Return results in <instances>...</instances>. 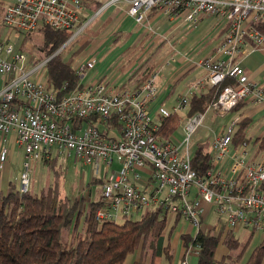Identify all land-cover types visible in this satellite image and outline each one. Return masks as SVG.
<instances>
[{"label": "built area", "instance_id": "obj_1", "mask_svg": "<svg viewBox=\"0 0 264 264\" xmlns=\"http://www.w3.org/2000/svg\"><path fill=\"white\" fill-rule=\"evenodd\" d=\"M121 2L138 24L155 9L161 16L183 19L189 26L206 16L214 17L225 30L222 40L198 62L205 75L177 97L172 112H188L193 95L227 79L233 84L223 86L204 111L186 113L180 119L183 135L176 136L174 131L160 136L159 126L172 112L158 102V70L135 83L106 80L82 84L80 80L95 65L89 58L72 63L79 79L74 89L62 95L46 89L47 62L69 50L88 24L81 18V0H0V75L4 77L0 87V167L8 159V144L13 141L25 157L20 173V190L25 191L30 161L55 151L73 157V163L79 165V195L87 202H100L96 220L133 219L146 210H158L167 228L178 216L196 227V232L221 229L235 233L245 228L263 239L264 151L256 154L258 147H250L248 142L233 145L240 115L216 130L209 147V167L201 175L192 169L194 153H190L189 143L209 112L225 116L239 102L264 100V87L249 78L238 58L250 46L264 48V33L254 25L258 20L264 22V0H104L98 12L121 7ZM42 26L66 29L71 35L54 53L37 60L21 44L26 33ZM173 59L174 55L167 61ZM98 182L102 184L99 197L94 186ZM213 212L219 222L207 227ZM186 254L197 255V248L190 245ZM179 264L189 262L184 258Z\"/></svg>", "mask_w": 264, "mask_h": 264}, {"label": "trees", "instance_id": "obj_2", "mask_svg": "<svg viewBox=\"0 0 264 264\" xmlns=\"http://www.w3.org/2000/svg\"><path fill=\"white\" fill-rule=\"evenodd\" d=\"M1 13L0 7V16ZM254 25L264 33L263 21L258 20ZM39 30L42 39L40 45H36L37 60L54 53L71 35L69 30L49 26ZM29 34L22 38V49ZM78 50L67 59L60 52L47 62L46 89L62 95L76 87L79 79L72 63ZM153 67L144 62L137 71L139 80L145 79ZM227 84H233V81L227 79L201 95H193L187 113L204 111ZM243 106L244 102H239L232 111H240ZM181 117L178 112L166 117L159 126L160 136L167 137L175 131ZM249 123L250 119L241 115L233 133L235 147L249 142L246 135ZM254 143L264 150L263 139H255ZM209 147V141L202 142L193 154L191 166L198 175L209 167ZM42 160L52 174V180L39 191L32 192L30 188L21 191L13 180L5 189L0 187V264H175L170 237L178 216L169 228L165 218L159 217L158 210H146L133 219L96 220L99 201L87 202L80 195L71 197L64 193L58 155ZM253 236L251 231L245 240H241L232 230L224 232L221 229L181 234V261L191 245L198 251L197 264H238ZM243 264H264V238L251 249Z\"/></svg>", "mask_w": 264, "mask_h": 264}, {"label": "crops", "instance_id": "obj_3", "mask_svg": "<svg viewBox=\"0 0 264 264\" xmlns=\"http://www.w3.org/2000/svg\"><path fill=\"white\" fill-rule=\"evenodd\" d=\"M82 1L83 10L81 18L83 21H88L86 27H90L96 21V30L93 32L97 34L93 36L92 34L85 33V27L77 38V41L71 46V50L73 49L72 52H74L79 49V54L75 58L76 61L89 58L95 60L93 68L95 71L90 82L107 80L110 83L124 84L141 81L139 80V72L137 71L144 60L148 58L147 51L152 49V46L155 47L158 44L160 46L162 43L167 42L169 49L163 53V57L169 58L174 55V59L170 61L171 64L168 63L170 65L165 67L162 73H160L158 64H155L151 70H158L159 72L156 86L158 90V102L160 104H162L164 99L163 96L168 97L175 87L182 86V91L178 94L179 97L181 94L189 91L191 84L196 79L202 78L205 75V70L198 62L207 56L222 40L225 32L224 28L218 25L219 23L214 17L206 16L195 26H189L183 19L161 16L153 9L147 13L144 23L138 24L124 11V8H126L125 2L120 3L121 7H109L98 12L104 0ZM150 31L154 32L151 33ZM149 33L152 37H145ZM74 48L76 49L74 50ZM138 48L139 50L135 53L137 58L131 61L130 55ZM70 52H67L65 59L70 57ZM193 53H197L195 60L191 59ZM238 58L241 66L248 72L249 78L264 87V48L258 49L250 46L249 51L245 54H240ZM160 61H162V58H160ZM166 70L167 75L164 76ZM3 82L4 77L0 75V87ZM237 114L240 117L242 115L250 119L246 132L249 146L253 148L258 147L259 150L256 154L263 152L264 150L257 143H254V141L255 139L264 140V100L258 103L250 100L245 101L243 108ZM15 146L17 145H14L13 141H9L11 150ZM9 181L10 176L7 169L0 167V187L5 189ZM179 221L180 218L177 222L174 221L176 227ZM205 225L207 227L210 226L207 223ZM176 227L172 230L171 237ZM195 233L196 227H192L182 221V225L177 233L178 243L172 244L171 242L174 249L175 264L180 263L183 255L181 234L194 235ZM222 249L223 247H221L220 252L223 251ZM249 253L238 264H243ZM185 258L189 264H197V255L186 254Z\"/></svg>", "mask_w": 264, "mask_h": 264}, {"label": "rangeland", "instance_id": "obj_4", "mask_svg": "<svg viewBox=\"0 0 264 264\" xmlns=\"http://www.w3.org/2000/svg\"><path fill=\"white\" fill-rule=\"evenodd\" d=\"M96 25L97 22L95 21L94 24L87 26L86 27V31L85 33H89L92 34L93 36H95V31L96 30ZM151 33H153L154 31H150ZM149 35V37H148ZM148 35H146L145 37L147 38H151L152 36H150L151 34L149 33ZM29 39L28 41L25 43V49L26 52L29 55H35L36 57L39 55V52L37 50L36 45H40L41 39H42V35L39 29H36L34 31H32L29 34ZM120 46V45H119ZM152 49H149L147 51V60H144V62L147 61L148 64H158V68L160 69V73L163 72L164 68L169 66L171 63L167 61V57H163V53L167 52V50L169 49V47L167 46V42L162 43L160 46L159 44L155 47H151ZM76 48H74L75 50ZM139 50V48L134 51L131 55H130V60L133 61V59L137 58L135 56V53ZM67 51H71L70 53H73V49L71 50V48L69 50H65L62 51L64 54V57L67 55ZM76 51V50H75ZM197 53H193L191 55V59L195 60ZM121 58V57H120ZM160 58H162V61H160ZM190 59V60H191ZM75 62L77 63L78 61L75 60ZM143 62V63H144ZM165 62V63H164ZM76 63H73V65H75ZM142 63V64H143ZM170 63V64H168ZM168 64V65H165ZM94 71L93 70H89L86 74V78L84 80H80V82L82 84H87L91 81V78L94 75ZM167 75V70L165 71V75ZM182 91V86L179 85L177 87H175V89L172 91V93L166 97L163 96L164 99L162 101V105L164 108H166L168 111L172 112L174 106L177 105V97L179 92ZM178 113L181 114L182 117H186V113L187 110L186 109H181L178 110ZM239 113V111H230L227 113V115L225 116H218L216 114H213L211 112H209L206 115V120L204 122L203 125L199 126L193 133L190 143H189V148H190V153L193 154L195 152V149L197 148V145L207 141H210L213 139L216 130L220 127V126H224L226 127L230 121L232 120V117ZM218 116V117H217ZM176 136H181L183 135V132L181 130V127H179L176 132H175ZM9 145V144H8ZM56 152L53 151V155H58V161L61 165V168L63 170V191L65 194L73 197V196H79V194H81L80 191V184H81V178H82V172H80L79 170V165L78 164H74L73 163V157H68L67 155L64 154H55ZM25 160L22 148L20 146H15L14 148H12V150L10 149V154L8 156V159L6 160V162L3 164L2 167L7 169V172L10 176V180H13L17 186V188L21 187V182H20V173L22 171L23 168V161ZM114 164L116 166V168H118L117 165V160L114 158ZM30 173H29V187L30 190H32V192L35 191H39L42 187H45L46 185H48L51 180V173L49 172V170L47 169L46 165L44 164L42 158L38 159V160H34V161H30ZM111 174L110 171L107 172V176H109ZM84 178L87 179V174H84ZM94 186L96 187V195L99 197V195H101V191H102V184L100 182L94 184ZM182 221L180 219L178 226L175 229V232L173 233L172 237H171V242L172 244H177L178 243V230L180 228V226L182 225ZM219 222V218L218 215L216 213H212L210 215V217L207 219L206 223L208 225H215ZM195 231V230H194ZM250 231L248 229H239L237 231H235V235L241 239V240H245L247 238V236L249 235ZM261 237L259 235H254L251 243L244 255L247 256V254L249 253V251H251V249L260 242ZM221 249V246H220Z\"/></svg>", "mask_w": 264, "mask_h": 264}]
</instances>
